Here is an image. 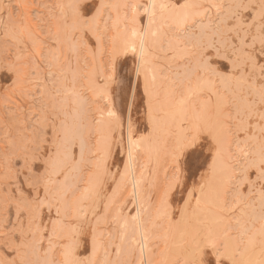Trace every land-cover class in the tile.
<instances>
[{"label": "rangeland", "instance_id": "rangeland-1", "mask_svg": "<svg viewBox=\"0 0 264 264\" xmlns=\"http://www.w3.org/2000/svg\"><path fill=\"white\" fill-rule=\"evenodd\" d=\"M149 1L91 0L95 8L110 7L101 9L92 31L80 39L71 21L63 23L71 9L60 5L72 0H0V57L5 30L27 25L36 40L19 53L24 73H35L30 77L34 83L26 87L34 89L43 82L44 93L39 102L44 115L39 120L34 116L36 103L18 100L11 92L5 101L0 93V123L8 118L6 112H18L25 122L29 158L38 155L37 164L43 165L41 178L29 188L22 179L13 182L6 175L14 172L12 165L22 169V163L6 165L0 151V262L60 264L62 249L84 231L89 244L87 252L79 249L82 258L91 257L99 264H140L151 249L153 264H159L183 256L197 234L224 227L217 223L221 217L231 221L243 214L245 223L260 229L264 98L259 88L264 83V59L258 54L264 0H154L152 6ZM21 4L25 7H18ZM43 5L47 7H33ZM34 13L48 22L45 29L38 26ZM202 52L221 73L231 76L206 74ZM224 55L228 60L222 59ZM249 55L255 56V64ZM113 61L115 79L109 83L106 77L112 75ZM11 79L12 73L0 70V85H9ZM189 81L203 89L194 103L218 116L229 131L214 173L208 171L215 154L209 138L202 141L196 167L187 155L181 158L183 176L177 186L171 179L173 140L183 135L187 125L179 116L174 122L161 117L154 125L147 115L145 84L157 97L154 107L168 113L178 110L176 101ZM110 111L121 121L131 114L136 123L135 143L128 144L125 127L119 152L113 148L108 155ZM30 124L42 126L43 131L33 132ZM27 174L22 169V176ZM165 193L167 218L163 217ZM232 207L235 211L229 212ZM142 232L148 237L145 255L140 252Z\"/></svg>", "mask_w": 264, "mask_h": 264}, {"label": "snow or ice", "instance_id": "snow-or-ice-1", "mask_svg": "<svg viewBox=\"0 0 264 264\" xmlns=\"http://www.w3.org/2000/svg\"><path fill=\"white\" fill-rule=\"evenodd\" d=\"M18 7L23 8L25 5L21 4ZM33 7H47L33 6ZM60 7H68L71 9L70 17L66 16L63 18V23L68 25L71 21V26L75 33H80V39H83V34L92 31V26L96 23L97 17L101 14V9L110 7L108 5L100 4L99 8H95V5L91 3V0H72V3L68 5H60ZM182 8L188 7H202V5H181ZM246 5H237V8H244ZM93 9L95 14L93 15ZM262 13H264V4L261 5ZM35 19L38 21V26L41 29H45L48 22L41 19L38 13H34ZM234 18L238 19V15ZM264 18V16H262ZM36 36L33 31L27 25H15L12 29H6L4 32V47L3 56L0 57V70H4L12 73L14 79H11V83L7 86L0 85V93H3L5 101L9 99L8 93L11 92L16 95L18 100H31L37 104V111L34 116L37 120L44 115L43 105L39 102L43 101L44 93L41 91L43 82L37 83L35 88L26 87L31 85L34 81L30 78L34 75V71L28 75L24 73V66L22 65V55L20 51L26 49L31 44L34 46ZM256 37H253L255 43ZM99 43V40H97ZM260 47L259 56L264 59V28L261 29L260 36ZM135 51V49H133ZM214 51H216L214 49ZM204 65V71L209 75L223 76L229 78L231 73H221L220 70L213 66L211 57L206 53H201ZM216 55L219 56V51H216ZM224 60H228V55L222 57ZM249 61L255 64V56L249 55ZM261 70L264 71V65H261ZM109 71L112 75L106 77V82H112L115 79V63L110 62ZM155 77H153V80ZM55 82L53 81V84ZM203 89L197 84L196 87L191 86L189 81V87L186 91H181L177 101L176 107L178 110H174L168 113L160 111L154 107L153 101L157 99L155 92H149L147 83L145 84V93L148 94L149 103L147 109V115L154 125H157L161 117L166 116L173 122L179 116L181 117V123L187 125V130L179 138L173 140L175 144V150L172 155V167L174 173L172 176V182L177 184L180 183V178L183 176L181 170L184 161L181 159L187 155L189 157V163L192 167L198 165L202 152L198 151L203 147L202 141H208L209 138L212 142V147L215 149V154L212 156V165L209 166L208 171L214 173L215 166L219 160L221 154L224 152V142L226 140L229 129L226 127L223 120L219 119L218 116L214 118L209 115L206 108L198 106L194 103L195 98L202 94ZM259 93L264 98V83L259 88ZM110 102V101H109ZM133 103L135 99L133 98ZM264 106V104H262ZM7 109V104H6ZM23 111V109H21ZM189 112L191 116L189 117ZM7 119L0 123V133L3 138V148L0 151L4 153V159L7 164L12 161L22 163L23 171L28 174L22 176V169L15 168L14 172L11 170L6 171V175L10 176L11 180L15 182L18 179H22L29 188L35 186L36 182L41 178L39 168L43 165L37 164L40 160L38 155L33 154L31 158L28 155V143L29 141L25 138L23 130L25 128V122L19 119L18 112H6ZM109 117L112 118V122L108 125V136L106 143V152L111 155L112 149L115 148L117 152L120 150L121 144L124 142V128H127V142L129 145L135 143L133 136L135 134V121L132 119L131 114L126 121H121L116 117L114 112L108 113ZM261 119L264 120V114ZM32 128L33 132L37 133L43 131V127L39 129L36 125H28ZM140 139H143L141 137ZM130 155V154H129ZM45 163H48L45 161ZM33 165H36L37 170L33 171ZM202 167L203 165H199ZM260 175L264 177V149L261 151V165ZM203 185H201V190ZM196 191V189H193ZM166 196L163 207V217H168ZM192 196V193H189ZM21 201L26 200L24 193H20ZM200 201L197 200V205ZM187 207L181 211V219L187 213ZM229 212L235 211V207L229 208ZM243 214L240 217H234L231 221L221 217L217 223L225 225L224 227L214 230L208 228L204 231L203 235L197 234V238H194L190 245L187 246L183 256L179 259H162L159 264H264V207L261 209V227L257 231L254 229L253 224L245 223L242 219ZM142 239L140 241V252L145 255L144 242L148 239L147 234L142 232ZM159 239V238H158ZM167 239L166 237L164 238ZM88 233L82 231L73 241L72 244L64 247L63 260L60 264H99L98 261H94L91 257H81L77 253L81 247L84 251H88ZM151 249L145 255V258L140 264H153L151 259ZM169 249L165 248V253H168ZM92 253L95 254V239L92 240ZM0 264H22V262L12 260L3 261Z\"/></svg>", "mask_w": 264, "mask_h": 264}, {"label": "bare ground", "instance_id": "bare-ground-1", "mask_svg": "<svg viewBox=\"0 0 264 264\" xmlns=\"http://www.w3.org/2000/svg\"><path fill=\"white\" fill-rule=\"evenodd\" d=\"M149 2H150V5L152 6L154 0H150ZM149 2H148V3H149ZM167 3H168V2H167ZM148 8H149V7H148ZM150 8H151V7H150ZM150 8H149V9H150ZM149 9H148V10H149ZM151 9H152V8H151ZM153 9H154V8H153ZM171 10H172V9H171ZM171 10H170V11H171ZM202 10H203V9H202ZM154 11H155V9H154ZM150 12H151V11H150ZM171 12H172V11H171ZM177 14H178V13H177ZM191 14H192V13H191ZM200 14H201V13H200ZM181 16H182V15H181ZM181 16H180V17H181ZM189 16H190V15H189ZM175 17H176V16H175ZM180 17H178V18L180 19ZM183 17H184V16H183ZM183 17H182V18H183ZM172 18H174V17H172ZM152 19H153V18H152ZM167 19H168V18H167ZM153 20H154V19H153ZM172 20H173V19H172ZM182 20H183V19H182ZM148 23H149V22H148ZM172 23H173V22H172ZM158 24H159V23H158ZM174 24H175V23H174ZM198 25H200V24H198ZM203 25H204V24H203ZM203 25H202V27H203ZM112 26H113V25H112ZM177 26H178V25H177ZM159 27H160V26H159ZM200 27H201V26H200ZM201 29H202V28H201ZM153 30H154V29H153ZM127 33H128V32H127ZM131 33H132V32H131ZM134 33H135V32H134ZM135 34H136V33H135ZM135 34H134V36H135ZM143 34H144V33H143ZM151 34H152V33H151ZM132 37H133V36H132ZM141 38L143 39V36H142ZM124 39H125V38H124ZM145 40H146V39H145ZM127 43H131V42H127ZM133 43H134V42H133ZM141 43H142V41H141ZM142 44H143V43H142ZM142 44H140V45L142 46ZM130 45H131V44H130ZM143 45H144V44H143ZM170 45H171V44H170ZM141 46H140V47H141ZM128 47H129V46H128ZM130 47H133V46H130ZM132 49H133V48H132ZM142 49H143V48H142ZM125 50H126V49H125ZM142 60H143V59H142ZM142 60H141V61H142ZM144 61H145V60H144ZM142 63H143V62H142ZM140 64H141V63H140ZM141 68H142V67H141ZM147 71H148V70H147ZM152 72H153V71H152ZM141 73H142V72H141ZM175 109H176V108H175ZM171 110H172V109H171ZM82 148H83V147H82ZM143 169H144V168H143ZM74 176H75V175H74ZM215 178H216V177H215ZM212 182H213V181H212ZM132 186H133V185H132ZM213 192H215V191H213ZM207 194H208V193H207ZM209 194H210V193H209ZM214 194H215V193H214ZM214 194H213V195H214ZM205 195H206V194H205ZM210 197H211V196H210ZM205 198H206V197H205ZM209 199H210V198H209ZM209 199H208V200H209ZM206 201H207V200H206ZM208 203H209V202H208ZM210 203H211V202H210ZM205 208H206V207H205ZM199 209H200V208H199ZM198 213H199V212H198ZM141 236H142V235H141ZM144 244H145V242H144Z\"/></svg>", "mask_w": 264, "mask_h": 264}]
</instances>
